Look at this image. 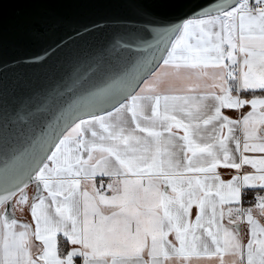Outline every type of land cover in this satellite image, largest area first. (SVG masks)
<instances>
[{
	"label": "snow or ice",
	"instance_id": "obj_1",
	"mask_svg": "<svg viewBox=\"0 0 264 264\" xmlns=\"http://www.w3.org/2000/svg\"><path fill=\"white\" fill-rule=\"evenodd\" d=\"M0 264H264V0H0Z\"/></svg>",
	"mask_w": 264,
	"mask_h": 264
},
{
	"label": "water",
	"instance_id": "obj_2",
	"mask_svg": "<svg viewBox=\"0 0 264 264\" xmlns=\"http://www.w3.org/2000/svg\"><path fill=\"white\" fill-rule=\"evenodd\" d=\"M26 9H23L17 5H11L4 10L3 22L6 27L11 28L16 26L22 17L24 16ZM29 194H31V189H29ZM19 216L20 213H17Z\"/></svg>",
	"mask_w": 264,
	"mask_h": 264
}]
</instances>
